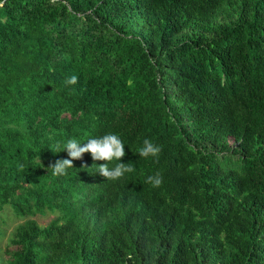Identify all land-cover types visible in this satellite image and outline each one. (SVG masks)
Wrapping results in <instances>:
<instances>
[{"label": "trees", "instance_id": "obj_1", "mask_svg": "<svg viewBox=\"0 0 264 264\" xmlns=\"http://www.w3.org/2000/svg\"><path fill=\"white\" fill-rule=\"evenodd\" d=\"M3 214L0 264H264V0H0Z\"/></svg>", "mask_w": 264, "mask_h": 264}, {"label": "clouds", "instance_id": "obj_2", "mask_svg": "<svg viewBox=\"0 0 264 264\" xmlns=\"http://www.w3.org/2000/svg\"><path fill=\"white\" fill-rule=\"evenodd\" d=\"M66 86H74L78 83V77L72 75L65 79ZM232 140L230 139V143ZM66 150L67 158L57 159L54 163L49 165L52 174L55 176H62L67 174V169L73 167V161L82 160L84 154L90 153L95 162L103 161L98 166L96 173L104 177L105 180L116 181L121 179L125 173L135 171L133 167L128 164L119 162L125 156V145L122 140L115 134H106L98 138H89L86 143L81 144L76 139H69L61 148L57 146V151ZM161 147L154 144L152 141L145 139L143 146L139 149V156L141 158L158 157L161 152ZM113 160L118 161L115 167L110 168L109 163ZM92 165V166H93ZM84 167H87L86 165ZM163 182V178L159 173L147 177L145 183L152 185L154 188L159 187Z\"/></svg>", "mask_w": 264, "mask_h": 264}, {"label": "rangeland", "instance_id": "obj_3", "mask_svg": "<svg viewBox=\"0 0 264 264\" xmlns=\"http://www.w3.org/2000/svg\"><path fill=\"white\" fill-rule=\"evenodd\" d=\"M8 215L12 216L10 213H8ZM4 218H6V214H3L0 217V229L4 231V235L0 239V256L2 257V259H6L8 257L7 254H5L6 253L5 249L12 250L15 248L12 245H8L7 238H8L10 231H12L14 225L18 221V219H15V218H11L9 220L3 221ZM33 218H35L37 222L40 224H46L49 221L50 216L37 214Z\"/></svg>", "mask_w": 264, "mask_h": 264}]
</instances>
